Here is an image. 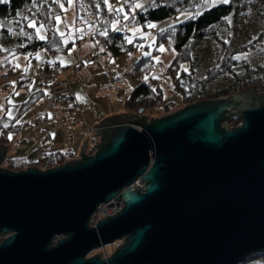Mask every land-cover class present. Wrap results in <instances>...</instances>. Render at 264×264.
Wrapping results in <instances>:
<instances>
[{"label": "water", "instance_id": "water-1", "mask_svg": "<svg viewBox=\"0 0 264 264\" xmlns=\"http://www.w3.org/2000/svg\"><path fill=\"white\" fill-rule=\"evenodd\" d=\"M261 98L254 85L148 124L110 116L93 125V156L85 140L59 167L0 168V264H239L264 252ZM233 115L237 127L220 128ZM113 198L122 209L89 227Z\"/></svg>", "mask_w": 264, "mask_h": 264}, {"label": "rangeland", "instance_id": "rangeland-1", "mask_svg": "<svg viewBox=\"0 0 264 264\" xmlns=\"http://www.w3.org/2000/svg\"><path fill=\"white\" fill-rule=\"evenodd\" d=\"M83 1L84 3H89V0ZM130 1L133 2L129 7L130 13L124 16L126 18L137 10L146 7L152 0H126L125 3ZM112 3L115 7L121 6L120 0H115ZM219 3L224 2L223 0H204L195 14ZM136 5H140V7H136ZM52 13L53 18L48 27L44 25L41 27L42 24H35V27L31 28L33 29V34L39 39H44L47 31L56 33L65 49L64 52L48 53L45 49H41L32 56L17 54L10 57L0 53V75H5L7 71L12 72L10 79L0 81V118L3 115L9 117V112L11 117L15 116L18 104L23 102L31 92L41 90L45 94L36 104L26 109L23 115L18 116L14 123L26 122L27 125L20 129L18 133L11 135L12 139H9L6 145V158H25L26 163L31 165L30 167H34L36 158L42 152L68 151L70 154L75 155V158L71 161L79 160L81 146L85 140V148L82 154L84 156H93L96 152V148L93 146L100 141V136H93L95 134L93 130L103 129L102 126L93 127V125H97L105 118L114 116L113 112L120 111L116 116L129 113L124 109L123 100L129 95L132 85L130 80L123 79V76L129 75L132 62L140 56L151 54L156 31L170 28L174 24L190 19L192 16L190 13L177 14L150 24L155 25V27L143 29L132 22L126 23L123 27L122 24H115L118 22L116 21L109 26L108 20L100 16L94 20L84 11L82 6L78 5V0H56ZM56 17L60 18L59 23H57ZM262 23H264V12L258 15L256 11L251 10L240 15L229 30H222L218 33V38L226 46L224 52H221V46L214 40L209 38L202 40L196 47L191 61V67L196 71L197 77H201L206 69L221 62L225 55L234 47L254 37ZM2 26L10 35V42L12 43L17 35V30L14 25L8 22L3 23ZM118 27L120 28L118 29ZM37 28L40 29L39 34L37 33ZM97 29L101 30V33H107L108 29H112L103 37L111 35L112 32H124L123 41L115 44L122 52L114 55L108 45L98 47V52L101 50V54L99 55L100 59H96H99V61H96V65L89 69L76 70L78 59L85 56L88 59V54L93 50L96 41H99L95 40ZM110 38L111 36L109 41ZM134 39V49H125V44L130 45L134 42ZM129 40H131V43L128 42ZM4 41L5 37L0 36V52L4 50ZM93 41L94 46L92 44ZM159 49L157 54L152 55L155 66L153 70L154 77H159L174 59L173 50L164 49L161 52ZM237 59L252 66L256 65L264 60V49L237 56ZM50 60H55L62 67H65L64 73L59 75L57 79L63 82L61 84L62 91L68 94V98L59 102L55 101L54 94L49 91L43 82L33 78L36 70L40 68L39 66ZM24 74L31 77V79H15L16 76L20 77V75ZM231 79V76H223L210 84L209 90L213 92L227 85ZM167 84L168 82L165 79H160L163 103L171 102L174 105H179L180 97L170 91ZM261 101H264V98H261ZM130 114L137 116L138 119L145 117L144 122L146 124L149 123V120H158L160 118L159 116H148L147 112L144 116L141 113L138 115ZM240 121L241 118L233 128H236ZM131 126L139 129L138 125ZM220 128H224L221 123ZM2 166L0 163V168L3 169ZM132 187H135L134 183ZM108 203L99 204L96 207L90 217L89 227H92L98 219L105 218L102 214L97 216L96 214L102 205ZM117 203L121 205L122 209L123 204ZM120 243L121 241H115L110 245L97 248L87 254L85 258L97 254L100 255L99 259L106 258L115 251ZM247 264H264V257Z\"/></svg>", "mask_w": 264, "mask_h": 264}, {"label": "trees", "instance_id": "trees-1", "mask_svg": "<svg viewBox=\"0 0 264 264\" xmlns=\"http://www.w3.org/2000/svg\"><path fill=\"white\" fill-rule=\"evenodd\" d=\"M55 1L0 0V36L5 37L4 50L0 53L10 57L17 54L32 56L41 49H45L48 53L64 52L65 49L61 45L59 36L56 33L47 31L45 38L39 39L33 34V29L28 27L29 21H34L35 24H42L48 27L53 18L52 8ZM113 1L115 0H107V3H105L104 0H89V3H84L83 0H78V5L82 6L92 19L96 20L100 16L108 20L109 26L112 22L116 21L118 22L115 24H122L123 27L126 23L132 22L143 29H146L151 23L173 17L177 14H192L191 18L184 22L156 31L154 33L151 54L140 56L132 62L129 73L132 88L129 95L123 100L126 112L137 115L141 113L143 116L147 112L148 116H159L162 118L200 100L226 98L254 85L259 93L264 94V60L252 66L237 59V56L247 55L264 49V23L259 26L254 37L234 47L225 55L221 62L206 69L201 77L198 78L196 71L191 67L194 51L202 40L207 38L214 40L221 46V52H224L226 46L218 38V33L222 30H229L237 18L248 11L253 10L258 15H261V12H264V0H227L226 3L212 5L196 14L195 12L203 4L204 0H152L146 7L130 14L128 18L124 16L130 13L129 7L133 1L125 3L126 0H120V7H115L112 3ZM116 9H122V11L117 12ZM6 22L14 25V28L17 30V35L12 43L10 42V35L2 26ZM111 30L108 29L107 33ZM107 33L105 32V34ZM95 35V40H100L103 37L99 29H97ZM124 35V32H115L111 35L108 47L111 48L112 54L117 55L122 52L115 44L122 42ZM134 45L135 39L130 45L125 44L124 47L130 50L134 49ZM158 48L173 50L174 59L159 77H154L153 70L155 66L152 55L158 53ZM51 65L53 63L44 62L36 72L47 75L51 68L60 71L64 70V67H59L55 63L54 66ZM11 73V71H7L6 80L11 78ZM156 73L158 74V72ZM21 76H25L26 78H21ZM223 76H231L232 79L227 85L213 92L210 91L209 85ZM17 77L15 79H31V77L25 74ZM33 78L37 79L35 76ZM161 78L168 82V89L180 97L179 105H174L171 102L163 103L162 90L160 88ZM44 95L41 90L31 92L23 102L18 104L15 116L9 118L3 115L0 118V145L6 146L9 142V134H16L20 129L26 127V122L19 124H15L14 122L18 116L23 115L26 109L36 104ZM239 119L238 116H230L221 122V126L227 129L233 128ZM4 124H7L8 127H4ZM73 158H75V155L70 154L68 151L42 152L36 158L34 167L39 171H45L50 168L59 167ZM1 165H3V169L5 168V170L10 172L25 170L31 166L26 163L25 158L15 159L6 157L1 162ZM2 237L0 236V241ZM263 257L264 252H258L250 255L239 264H247Z\"/></svg>", "mask_w": 264, "mask_h": 264}, {"label": "built area", "instance_id": "built-area-1", "mask_svg": "<svg viewBox=\"0 0 264 264\" xmlns=\"http://www.w3.org/2000/svg\"><path fill=\"white\" fill-rule=\"evenodd\" d=\"M120 27H118L119 29ZM113 33H111L112 35ZM111 35L102 37L99 41H96V44L93 48V50L88 54V59H86L84 61V65L85 66H91L94 62V60L97 58V56H99V52H98V47L101 46H106L109 44V37ZM48 37V36H47ZM51 66H54L51 65ZM79 66L75 67L76 70H78ZM48 75H44L41 72H36L35 77L37 79H39L40 81H42L45 86L49 89L50 92H52L55 96V101H61L65 98H68V94L66 92L62 91V87L61 84H63L62 81H59L57 79V77L61 74H63V71H60L58 69L55 68H51V70L48 72ZM25 76H21V78H23ZM7 78V74L6 75H0V79L3 80ZM26 78V77H25ZM123 79L128 80L129 79V75H125L123 76ZM135 186V183H134ZM121 210V205L119 203H117L116 201H110L108 204L102 205L99 208V212L96 214V216L98 214H102L104 216H112L114 214H116V212Z\"/></svg>", "mask_w": 264, "mask_h": 264}, {"label": "crops", "instance_id": "crops-1", "mask_svg": "<svg viewBox=\"0 0 264 264\" xmlns=\"http://www.w3.org/2000/svg\"><path fill=\"white\" fill-rule=\"evenodd\" d=\"M93 46H94V41H93ZM101 51V50H100ZM100 51H99V55L101 54L100 53ZM97 58H99L100 59V56H98ZM96 58V59H97ZM87 59V56H85V57H83V58H80V59H78V61L76 62V63H78V66H79V68L78 69H89V68H92V67H94L95 65H96V61H99V59L98 60H94V62H93V64L91 65V66H85L84 65V61ZM45 63H49V64H57V65H59V67H61V65H60V63H58L57 61H55V60H50V61H48V62H45ZM65 68V67H64ZM119 112L120 111H117V112H113L114 113V116H116V114H119Z\"/></svg>", "mask_w": 264, "mask_h": 264}, {"label": "snow or ice", "instance_id": "snow-or-ice-1", "mask_svg": "<svg viewBox=\"0 0 264 264\" xmlns=\"http://www.w3.org/2000/svg\"><path fill=\"white\" fill-rule=\"evenodd\" d=\"M104 2L107 3V0H104ZM223 2L226 3L227 0H223ZM61 7H63V6L61 5ZM136 7H140V5H136ZM116 11L119 12V11H122V9H116ZM125 18H126V17H125ZM56 20H57V23L60 22V18H59V17H56ZM28 27H35V22H34V21L29 22ZM41 27H43V25H41ZM148 27H155V25H148ZM39 31H40V29L37 28V33H38V34H39ZM104 34H105V33H101V35H104ZM61 35H62V33H61ZM41 38H43V37H41ZM128 42L131 43V40H129ZM159 50H160L161 52L164 51L163 48H160ZM17 67H18V65H17ZM8 115H9V118H11V113H10V112L8 113ZM17 123H19V121H17ZM4 127H8V125H7V124H4ZM8 138H9V139H12L11 134H9V137H8Z\"/></svg>", "mask_w": 264, "mask_h": 264}, {"label": "bare ground", "instance_id": "bare-ground-1", "mask_svg": "<svg viewBox=\"0 0 264 264\" xmlns=\"http://www.w3.org/2000/svg\"><path fill=\"white\" fill-rule=\"evenodd\" d=\"M92 226V225H91Z\"/></svg>", "mask_w": 264, "mask_h": 264}]
</instances>
